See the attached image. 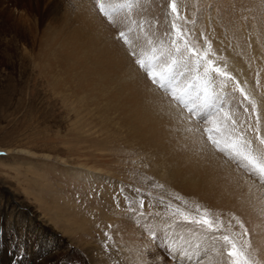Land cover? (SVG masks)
Returning a JSON list of instances; mask_svg holds the SVG:
<instances>
[{
  "label": "rangeland",
  "instance_id": "374dc122",
  "mask_svg": "<svg viewBox=\"0 0 264 264\" xmlns=\"http://www.w3.org/2000/svg\"><path fill=\"white\" fill-rule=\"evenodd\" d=\"M13 1V6L9 5L6 11L0 6V205H5L3 202L4 197L10 200L13 197L11 200L13 206L18 203L17 206L21 215L16 214L13 210L11 220L8 219V215H3L0 218V251H6L10 255L14 254V256L15 253L20 252L22 257L26 258L29 252V242L31 244L36 242L37 239L45 240L43 234L37 232V235H33L27 228L23 227V224H25L23 223L25 218L23 213L28 212L25 207L21 206L24 205L28 209L30 208L29 212L39 215L37 216L39 223L47 222L49 226L55 230L57 229L59 237L61 236L66 240L65 242L61 238H53L55 245L47 247L49 253L43 252L38 256L37 264H51L49 261L56 256L46 259L50 256L51 251L57 250L61 240L63 246L69 248V252H67V255L66 253L60 255L62 257L59 264H120V260L123 264H128L127 259L122 256L124 254L115 248L120 245L119 238L121 236L111 234L112 231H110L115 226L121 230L124 229L125 226L122 227V225L128 213L131 216L134 214L135 217L139 218L140 216L141 218H130L131 223L129 222V227L134 228L135 226L134 229L137 227L140 232L146 233V238L140 235V240L141 238L146 239L152 249L161 247V256L168 264H179L165 245L160 242V237L158 238V232L160 231L156 232V238L153 239L146 228V224L151 219L158 221L161 219L155 213L167 214L176 207L196 215V205H192L190 201L183 203V194L176 193L175 195V192L168 190L162 181L153 177L144 168L145 165L142 160L147 158V153L145 150L138 148L140 146L128 142L133 145L130 146L131 144L125 142L127 132L110 133L102 126H98L101 122L98 121L100 118L95 107L91 108L90 111H85L83 106L78 109L75 108L72 100L76 99H69L72 98L74 87L70 85L67 87L68 85L65 84L67 76L62 74L60 69L56 67V61H59V55L61 54L60 51L74 52L76 38L86 40L92 33L90 29L85 28L81 23L79 15L70 9L71 6H74V1ZM69 1L70 3H68ZM110 2L118 6L122 0H106V3ZM176 2L181 16H185L188 21H194V23L184 25L185 29L191 33V38L198 42L200 47L205 44L203 32L206 33L209 40H212L211 36L216 26L209 19L206 22L207 25H205L206 32L202 30L203 23L201 18L199 19L198 0H176ZM91 3L95 8L94 17H99L107 28L110 27V34L108 35L111 41L120 43L126 48L130 57L128 59L136 71L133 84L138 83L134 85L140 86L139 89L144 94L159 92V97L168 105H174L176 109H179L178 112L181 115L183 114L182 118L185 119L189 115L187 110L178 107L176 102L171 100L170 95L165 94L163 90L153 84L146 72L135 62L142 52L147 49L146 44L143 42V33L140 30L141 21L146 25L143 26L144 32H148L147 30L150 28L148 33L154 30L156 34L159 33L158 36H161L169 29L171 17L167 15L169 11L168 0H140L139 6L130 15L127 12L114 14L112 21H109L99 12L95 0H92ZM148 3H151V7H147ZM144 9H146V12ZM148 13L149 15H147ZM149 17H151L152 22ZM133 20L136 21L134 25L131 23ZM92 26L95 29L96 25L92 24ZM130 27L134 31L129 32ZM121 31L132 42L131 49L120 38L119 33ZM62 36L68 39V43L72 47H68V49L67 46L62 44L64 43L61 40ZM137 36L140 37L139 40ZM81 46L83 47V45ZM227 46L230 48L228 44H224V50L228 49ZM132 50H135L137 54L135 57L130 54ZM56 57L58 58L56 59ZM43 61L44 64L42 65L40 62ZM216 64L224 67L221 62ZM225 70L227 71V69ZM139 76H141V79L138 78ZM138 80L142 81V84ZM147 85H150L149 89L153 87L152 90H155H145L148 89L145 87ZM145 91L148 93H145ZM63 94L68 96L66 95L65 98ZM63 99L67 100L62 101ZM86 100L92 106L91 102L88 99ZM70 104L72 107L69 108ZM185 120L196 126V118ZM110 123L113 122L110 121ZM110 128L113 129L114 127ZM105 139H109L107 145H104ZM108 148L109 150H107ZM100 150L104 151L101 152ZM129 151L135 152L136 155L130 157ZM112 154L115 158L112 157ZM111 159L114 160L112 162L114 168L131 169V171L110 173L111 171L103 170L99 172L102 173L99 178L96 175L90 176V172L86 171L89 169H103L104 164L108 160L110 162ZM102 160L105 162H102ZM79 164L84 166L81 167ZM110 185L111 188L118 186V189L113 188V192L108 195L109 190L105 191V189ZM158 185L163 187H158ZM119 188L123 189V192ZM136 188L141 189V191L139 193L135 192L134 189ZM124 196H128V201L132 202L131 207L135 211L128 210V201H125ZM176 196L182 199H175ZM141 197L145 201L143 209L139 208ZM161 197L164 198L163 203H161ZM121 199L125 201L126 207L123 209L124 216L118 217L119 214L122 215L123 213L122 210H119ZM117 201L119 207H117ZM168 203H171L172 208L166 212L165 205ZM113 207H116L117 210ZM140 212H143L144 215L141 216ZM44 215L45 218H43ZM151 215L156 217H150ZM67 218L75 225L64 224ZM80 226H85L86 228H83L85 230L81 229L79 231ZM217 227H220V225H217ZM38 230L40 228H37ZM127 230L129 231V229L124 230L125 233H127ZM106 232L111 236V239L105 236ZM169 232L177 235L174 229H170ZM79 233H87L83 234L87 246H81L80 241L74 240ZM56 238L58 239L56 240ZM1 239L5 244L1 245ZM115 241H118L117 245ZM57 244L58 246H56ZM86 247H90V250ZM152 252L155 254L156 251ZM42 259L45 261L40 262ZM150 261L152 260L150 259ZM33 263L34 261L30 264ZM192 263L197 264V260L194 259Z\"/></svg>",
  "mask_w": 264,
  "mask_h": 264
},
{
  "label": "bare ground",
  "instance_id": "6f19581e",
  "mask_svg": "<svg viewBox=\"0 0 264 264\" xmlns=\"http://www.w3.org/2000/svg\"><path fill=\"white\" fill-rule=\"evenodd\" d=\"M19 1L16 0V2ZM73 1L74 6H71L70 9L79 15L81 23L85 28L90 29L92 33L86 40L76 38L77 42L75 41L74 52L69 53L66 50L63 52L60 51V55L58 53L60 57L59 61H56V67L60 69L62 74L67 76V82L65 83L68 85L67 87L69 85L74 87L72 89V98L69 99L74 98L76 100H72L74 103L72 101L71 103L75 104V108L77 109L83 106L85 111H90L92 110L91 108L95 107L100 118L98 121L101 122L98 126H102L110 133L127 132V138L125 139L124 137L125 142H132L134 143L133 145L140 146L138 148L145 150L147 153V158L142 160V163L145 165L144 168L153 177L162 181L168 190L175 192V195L176 193L183 194V201H190L192 205H199L201 209H208L213 219L219 216V219L223 221L222 229L227 227L231 214L239 217L244 222L249 233L248 237L241 238V242L247 239L251 244L248 252L253 254L259 264H264V184H261L255 177L249 176L244 169L238 168L235 163L227 160L223 154L214 151L210 145L206 146L198 132L188 130L189 128H194L195 125L185 120L186 118L183 119V114L181 115L178 112L179 109H176L174 105H168V103L163 101L159 97V92L157 93L155 91L154 93L156 94L152 92L149 94L146 91L145 93L148 94L141 92L139 89L140 86L137 87L134 85L138 83L133 84V77L136 71L128 59L130 57L126 48L120 43L111 41L108 35L110 34V27L107 28L99 17H94L95 8H93V4L91 3L92 0ZM13 2V0H0V6L6 11L9 5L13 6ZM148 6L151 7V3H148ZM198 7L199 19L201 18L203 23L202 30L206 32L205 25H207L206 22L209 19L216 26L211 36L212 40L210 39V41L207 38L212 45V52L215 53V56L210 54L209 58L214 59L218 64L221 62L226 67L225 69H227L228 73L239 80L242 86H245V90L256 99L259 111L264 116V0H198ZM92 24L96 25L95 29ZM143 26L146 25L143 24ZM149 29L147 30L148 32ZM55 34L57 35L58 33L56 32ZM157 34L159 33L157 32ZM203 35L207 37L204 32ZM61 40L64 41L62 44L67 46V48L72 47L68 43V39L64 38V36H62ZM224 44H228L230 48L227 46L228 49L224 50ZM202 47L204 48L206 45L204 44ZM217 57H222V59H217ZM40 63L43 65L44 61ZM36 65L38 66V64ZM257 73L259 74L258 76ZM51 75L53 76V74ZM138 78L141 79V76ZM257 79H259V87L256 84ZM138 82L141 83L142 81L138 80ZM149 86H145L148 88L145 90H152L153 87L151 86L152 88L149 89ZM65 89L68 91L67 88ZM230 90L231 85H229L226 91ZM66 95H64L65 98ZM67 99H63L62 101ZM86 99L91 102L92 106L89 105ZM70 107H72L71 104ZM110 121L113 122V125ZM110 127L114 128L111 129ZM103 133L105 134L104 131ZM104 142V145H107L109 139H105ZM133 145L131 144L130 146ZM100 151L103 152L104 150ZM129 154L130 157L136 155L132 151H129ZM112 157L115 158L114 154H112ZM108 161L104 164L103 169H89L86 171L90 172V176L96 175L98 178L102 176V173L99 172L103 170L111 171L110 173L131 171V169L123 170L122 168H114L112 165L114 160L111 159L110 162ZM79 166L82 167L84 165L79 164ZM113 188L117 190L118 186ZM113 188H111V185L106 187L105 191L109 190L108 195L113 192ZM119 189L121 191V188ZM11 200L4 197L3 202L5 205H0V218L3 215H8V219L11 220L14 211L16 214H20V209L17 206L18 203L13 206ZM120 201L121 205L119 210L123 211L124 207H126L125 201L122 199ZM21 206L25 207L28 211L23 213L25 217L23 227L27 228L33 235H37V232L43 234L45 240L37 239L36 242H32L31 244L29 242V252L26 258L22 257L20 252L15 253L16 255L14 256V254L10 255L6 251H0V264H30L32 261H34L33 264H37L38 256L43 252L49 253L47 247H53L55 245L53 238L58 237L66 242L63 237H59V233L56 231L57 229L55 230L49 226L47 222L39 223L37 219L39 215L29 212L30 208L28 209L27 206ZM114 208L116 209V207ZM160 209L162 208L160 207ZM123 216L124 211L122 215H118V217ZM150 217L156 216L151 215ZM43 218H45V215ZM130 218L137 219L138 217H135L134 214L131 216L128 213L125 221H123L124 224L122 223V227L125 226L124 229L121 230L116 226L110 229L112 231L111 234L121 236L119 238L120 245H117L118 241H115V244L118 246L115 248L124 254L122 256L127 259V263L168 264L161 256V247L152 249L146 239L141 238L140 240V235L146 238V233L140 232L137 227L134 229L135 226L134 228L129 227L131 223ZM138 219H141L140 216ZM156 221L158 220H150V222ZM67 223H70L72 226L75 225L69 218L65 220L64 224ZM234 223L235 221H233ZM36 227L40 228V230L37 231ZM83 228L86 227L80 226L79 231ZM138 228L140 227L138 226ZM125 229H129V231L127 230V233H125ZM233 231H236V229H233ZM158 233V238L160 237L161 240L163 233ZM83 234L87 233H79L78 237L74 240L80 241L81 246H87V241H85L86 238H84ZM169 235L172 238L175 236L173 232H169ZM194 243L195 241H193ZM3 244L5 242L1 239V245ZM154 244L156 245V243ZM86 249L90 250V247H86ZM152 251H156L157 253L155 252L154 254ZM190 251L194 252L195 248L193 247ZM67 252H69V248L67 246L64 247L63 241L61 240L57 250L51 251L50 256L46 260L56 256L49 263L53 264L57 262L56 264H59L60 258L62 257L60 255L65 253L67 255ZM150 259L152 261L149 262ZM194 259L203 261V264H216L217 261H221L225 257H218L215 252L209 250L207 253L200 252L198 257L193 256L191 264H193ZM43 261L45 260L42 259L40 262ZM120 262V264H123L121 260Z\"/></svg>",
  "mask_w": 264,
  "mask_h": 264
},
{
  "label": "snow or ice",
  "instance_id": "6c2138e0",
  "mask_svg": "<svg viewBox=\"0 0 264 264\" xmlns=\"http://www.w3.org/2000/svg\"><path fill=\"white\" fill-rule=\"evenodd\" d=\"M95 4L99 12L112 21L114 14L127 12L130 15L139 6L140 0H122L118 6L106 3V0H95ZM168 9L167 15L171 17L169 29L161 36L155 31L144 32V22H140L147 49L135 60L136 64L146 72L153 84L170 95L178 107L187 110L189 115L186 119L196 118V126L189 128V131L198 132L206 146L210 145L214 151L223 154L227 160L264 184V116L259 111L256 99L245 90L239 80L209 58L210 54L215 56V53L206 36L203 37L206 45L204 48L191 38V33L184 25L194 21L181 16L176 0H168ZM131 23L134 25L136 21ZM128 31L132 32L134 29L130 27ZM119 36L131 49L132 42L128 36L123 31ZM137 39L140 37L137 36ZM130 54L134 57L137 55L135 50ZM256 84L257 87L260 86L259 79ZM229 85L231 90L226 91ZM134 191L139 193L141 189L136 188ZM124 199L128 201V196H124ZM175 199L182 198L176 196ZM160 200L163 203L164 198L161 197ZM131 204L128 201V210L135 211ZM144 206L145 201L141 197L139 208L143 209ZM165 207L167 212L172 205L168 203ZM196 213L194 215L183 211L180 207L167 214L157 212L155 215L161 219L147 223L146 228L153 239L156 238L157 231L163 233L161 243L179 264H191L193 256L198 257L200 252L207 253L209 250L218 257H225L216 264H259L253 254L248 252L250 242L247 239L241 242V238L248 237L249 233L239 217L231 214L227 229L222 231L223 221L219 216L213 219L209 210L201 209L199 205L196 206ZM139 214L144 215L143 212ZM170 229L176 230L174 238L169 235ZM105 236L111 239L107 232ZM193 247L194 252L190 251ZM197 264H203V261L198 259Z\"/></svg>",
  "mask_w": 264,
  "mask_h": 264
}]
</instances>
